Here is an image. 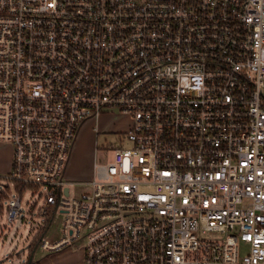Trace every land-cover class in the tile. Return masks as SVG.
I'll use <instances>...</instances> for the list:
<instances>
[{
  "label": "built area",
  "instance_id": "obj_1",
  "mask_svg": "<svg viewBox=\"0 0 264 264\" xmlns=\"http://www.w3.org/2000/svg\"><path fill=\"white\" fill-rule=\"evenodd\" d=\"M110 111L131 146L65 180L80 125ZM0 144L7 223L43 218L35 242L63 215L45 250L264 264V0H0Z\"/></svg>",
  "mask_w": 264,
  "mask_h": 264
},
{
  "label": "rangeland",
  "instance_id": "obj_2",
  "mask_svg": "<svg viewBox=\"0 0 264 264\" xmlns=\"http://www.w3.org/2000/svg\"><path fill=\"white\" fill-rule=\"evenodd\" d=\"M127 130L126 117L116 111H110L98 120L91 118L84 121L73 141L64 179L74 183L93 180L95 165L110 163L115 149L131 146L130 141L123 138V133ZM0 150L4 155L10 154L13 162L14 152L11 145L0 144ZM74 191L80 196L83 193H90L91 188L77 186ZM34 201L32 190L26 191L22 205L27 213ZM52 220L44 234H41L34 243L43 218L39 216L31 218L26 215L25 221L18 220L11 225L7 223L4 214L0 215V264H27L29 261L31 264H81L82 257L84 258V247L81 242L73 243L59 251L43 249V241L47 240L53 244L62 238L63 215L57 213Z\"/></svg>",
  "mask_w": 264,
  "mask_h": 264
},
{
  "label": "crops",
  "instance_id": "obj_3",
  "mask_svg": "<svg viewBox=\"0 0 264 264\" xmlns=\"http://www.w3.org/2000/svg\"><path fill=\"white\" fill-rule=\"evenodd\" d=\"M119 114H121V113H119ZM105 115L106 114H104L102 116H105ZM121 115H123V114H121ZM123 116L126 117V119L128 121V128H129V126L131 124V119L127 115H123ZM11 164H12V156L10 154L9 155H4L2 152H0V174L7 173L8 170L11 169ZM81 264H83V257H82V260H81Z\"/></svg>",
  "mask_w": 264,
  "mask_h": 264
},
{
  "label": "trees",
  "instance_id": "obj_4",
  "mask_svg": "<svg viewBox=\"0 0 264 264\" xmlns=\"http://www.w3.org/2000/svg\"><path fill=\"white\" fill-rule=\"evenodd\" d=\"M39 237H40V236H39ZM39 237H38V238H39ZM38 238H37V239H38ZM36 241H37V240H36ZM36 241H35V242H36ZM35 242H34V243H35ZM27 264H31V261H29Z\"/></svg>",
  "mask_w": 264,
  "mask_h": 264
},
{
  "label": "water",
  "instance_id": "obj_5",
  "mask_svg": "<svg viewBox=\"0 0 264 264\" xmlns=\"http://www.w3.org/2000/svg\"><path fill=\"white\" fill-rule=\"evenodd\" d=\"M29 247H30V246H29ZM29 247H28V248H29ZM23 251H24V250H23ZM23 251H21V252L23 253Z\"/></svg>",
  "mask_w": 264,
  "mask_h": 264
}]
</instances>
